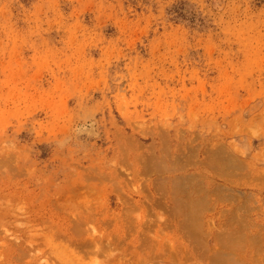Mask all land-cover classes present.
I'll list each match as a JSON object with an SVG mask.
<instances>
[{
    "label": "rangeland",
    "instance_id": "obj_1",
    "mask_svg": "<svg viewBox=\"0 0 264 264\" xmlns=\"http://www.w3.org/2000/svg\"><path fill=\"white\" fill-rule=\"evenodd\" d=\"M0 264H264V0H0Z\"/></svg>",
    "mask_w": 264,
    "mask_h": 264
},
{
    "label": "bare ground",
    "instance_id": "obj_2",
    "mask_svg": "<svg viewBox=\"0 0 264 264\" xmlns=\"http://www.w3.org/2000/svg\"><path fill=\"white\" fill-rule=\"evenodd\" d=\"M164 162V161H163ZM218 162V161H217ZM161 164V163H160ZM208 164V163H207ZM158 165V164H157ZM163 165V164H162ZM191 202V201H190ZM197 204V203H196ZM193 205V204H192ZM198 205V204H197ZM196 205V206H197ZM202 209V208H201ZM196 210V209H195ZM188 211V210H187ZM66 234V233H65ZM95 250H96V248H95ZM100 250V249H99ZM62 260H65V258L64 259H62ZM65 261H67V260H65Z\"/></svg>",
    "mask_w": 264,
    "mask_h": 264
}]
</instances>
